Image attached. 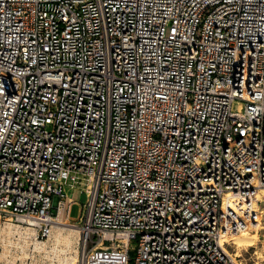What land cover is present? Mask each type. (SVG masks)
<instances>
[{"label":"built area","instance_id":"built-area-1","mask_svg":"<svg viewBox=\"0 0 264 264\" xmlns=\"http://www.w3.org/2000/svg\"><path fill=\"white\" fill-rule=\"evenodd\" d=\"M261 189L264 0H0V226L61 212L75 264H243Z\"/></svg>","mask_w":264,"mask_h":264},{"label":"bare ground","instance_id":"bare-ground-1","mask_svg":"<svg viewBox=\"0 0 264 264\" xmlns=\"http://www.w3.org/2000/svg\"><path fill=\"white\" fill-rule=\"evenodd\" d=\"M256 200H259V193ZM58 220L46 240L36 238L33 230L28 227L10 222L2 224L0 264H75L78 253V230L60 223L61 212ZM253 227V232L247 229L230 233L226 242L237 251L241 247L252 246L258 240V229L263 228L258 224Z\"/></svg>","mask_w":264,"mask_h":264},{"label":"rangeland","instance_id":"rangeland-1","mask_svg":"<svg viewBox=\"0 0 264 264\" xmlns=\"http://www.w3.org/2000/svg\"><path fill=\"white\" fill-rule=\"evenodd\" d=\"M72 199L74 200V202L71 205L70 214L72 216H75L78 213L79 204L83 202L84 197L82 194L76 191L74 192ZM258 207L261 212V221L259 226L263 227L259 228L257 231L258 240L255 241L252 246H246L243 248L241 247L238 251L234 250L235 248L231 245H228L230 247V252H233V256L239 257L243 264H264V189L259 192ZM62 224L73 227L67 223ZM248 230L250 232H253V229Z\"/></svg>","mask_w":264,"mask_h":264},{"label":"crops","instance_id":"crops-1","mask_svg":"<svg viewBox=\"0 0 264 264\" xmlns=\"http://www.w3.org/2000/svg\"><path fill=\"white\" fill-rule=\"evenodd\" d=\"M72 216V215H71Z\"/></svg>","mask_w":264,"mask_h":264}]
</instances>
